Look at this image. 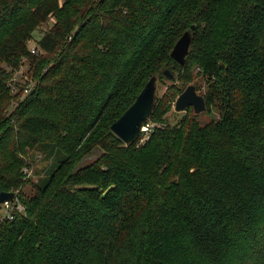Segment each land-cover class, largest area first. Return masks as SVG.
I'll list each match as a JSON object with an SVG mask.
<instances>
[{
  "label": "trees",
  "instance_id": "1",
  "mask_svg": "<svg viewBox=\"0 0 264 264\" xmlns=\"http://www.w3.org/2000/svg\"><path fill=\"white\" fill-rule=\"evenodd\" d=\"M23 59L37 85L10 110ZM165 69L159 126L126 147L110 127ZM198 76L217 117L167 123ZM35 151L63 158L32 182ZM2 191L24 210L0 219V264H264V0H0Z\"/></svg>",
  "mask_w": 264,
  "mask_h": 264
},
{
  "label": "water",
  "instance_id": "2",
  "mask_svg": "<svg viewBox=\"0 0 264 264\" xmlns=\"http://www.w3.org/2000/svg\"><path fill=\"white\" fill-rule=\"evenodd\" d=\"M195 25H190L188 29L175 41L174 47L170 53L172 60L177 61L181 66L186 65L185 56L189 52L193 38V30ZM164 75L170 79H174L175 75L168 69L163 71ZM160 77L153 75L140 90L141 92L126 109L111 125V131L117 135L126 147L131 146L140 137L142 128L148 123L149 118L153 114L154 104L158 97V86ZM174 111H184L190 107L193 108L195 115H199L207 110V104L202 94L196 90V85L190 83L183 91L177 96L174 102ZM113 186L107 188L106 193ZM102 194V195H103ZM17 193L0 192V204L12 203L16 201Z\"/></svg>",
  "mask_w": 264,
  "mask_h": 264
},
{
  "label": "rangeland",
  "instance_id": "3",
  "mask_svg": "<svg viewBox=\"0 0 264 264\" xmlns=\"http://www.w3.org/2000/svg\"><path fill=\"white\" fill-rule=\"evenodd\" d=\"M52 22H53V18L50 19L46 24L38 27L37 30L35 32H33L34 37L32 38V40H30L28 42V49H30L31 53L34 54L35 56H38L42 53V51L39 50L40 48H38L36 42L44 34V32L49 29V27L52 25ZM32 46H35L36 49L38 50V52H33L31 49ZM22 64L23 65L20 67L19 70H14L13 73L9 75L8 80L5 83V87L7 88L9 93L12 94V96H14L12 103L9 107L10 110L12 107H14V105L17 104V102H19L20 94H21V96H22V94L23 95L26 94L25 92H23L24 87H26V85H28V84H33V86L37 85V79H35L33 76H31V72H30L31 69L29 68L28 61L23 59ZM8 69L10 70V68H8ZM12 80H15L14 83H17L19 85V87H18V85L16 84L15 89H13V90H11V88L9 86V84H10V82H12ZM197 81H198V83H193V82H190V83L195 84L197 92L199 94L203 95V93L206 90L205 89L206 83L204 81V78L198 76ZM171 83H173L172 79H170L168 77H164V79L159 81V86H158V90H157L158 95L160 96L162 93H164L166 91V88L168 87V85H170ZM173 104H172V110L166 114V121H167V123H169L171 125H175L179 121V119L182 118V116L187 113V111L190 108L193 111L192 107H190L184 111H174V105ZM195 116H197V120H199L200 123L205 124L206 122H208L212 118L217 117V113L215 111H213V112H207L206 111V112H203V113H201L199 115H195ZM148 122H150V121L148 120ZM155 126H159V125H157L155 122H151L149 124L148 130H146V132H142L140 134V137L136 140V142L138 141V145L142 144L148 138V133ZM92 153L93 154L90 156H87L81 162L80 165H86L87 163L93 161L98 155L101 154L99 149L94 150ZM30 154H31V159H30L29 167H26V168L30 169V174L27 173L25 177L31 178L32 182L33 181L35 182L38 178L45 175V169L44 168L46 167V165H48L50 163L52 165V168H54L57 165V163L63 158V155L58 154V153H56V154L54 153L52 155V154H49L47 152L35 151V152H30ZM24 192L26 195L31 194L33 192V185H31L30 183L26 184Z\"/></svg>",
  "mask_w": 264,
  "mask_h": 264
},
{
  "label": "built area",
  "instance_id": "4",
  "mask_svg": "<svg viewBox=\"0 0 264 264\" xmlns=\"http://www.w3.org/2000/svg\"><path fill=\"white\" fill-rule=\"evenodd\" d=\"M33 52H38V50L36 49L35 46L31 47ZM36 49V50H35ZM13 79V78H12ZM15 80H12V82H10L9 86L11 88V90L15 89V86L17 83H14ZM18 85V84H17ZM19 87V85H18ZM35 87V85L33 86V84H28L26 85V87H24L23 92H25L26 94L29 93L33 88ZM17 90V89H16ZM151 122L146 123V125L142 128V132H146V130H148L149 128V124ZM141 132V133H142ZM24 174L26 175L27 173L30 174V169L28 168H23ZM16 192V191H15ZM18 193V192H16ZM16 201H12V203H4V204H0V219H8V220H12L14 218V213L15 212H23L24 207L23 205L19 202V200H17V195H16Z\"/></svg>",
  "mask_w": 264,
  "mask_h": 264
}]
</instances>
